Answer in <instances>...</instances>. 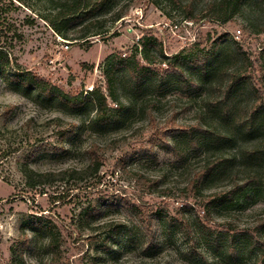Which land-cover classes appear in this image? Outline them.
I'll return each instance as SVG.
<instances>
[{
    "label": "rangeland",
    "instance_id": "rangeland-1",
    "mask_svg": "<svg viewBox=\"0 0 264 264\" xmlns=\"http://www.w3.org/2000/svg\"><path fill=\"white\" fill-rule=\"evenodd\" d=\"M214 1L107 0L96 12L107 32L95 35L94 26L84 42L72 39L82 34V23L73 26L69 37L53 27L61 19L56 0H0V46L48 83L84 95L99 88L110 107L119 108L131 103L126 97L130 78L118 74L116 97L109 95L105 69L112 55L147 64L143 50L150 36L162 41L165 54L172 57L183 49H210L214 40L229 33L251 57L250 71L260 84L264 32L256 30L264 22V5L245 3L223 21L226 15L209 7ZM126 5L124 16L113 19ZM187 7L191 26L183 21ZM204 109L203 97L170 91L138 101L116 123L96 125L90 105L74 109L55 101L37 103L0 79V264H13L12 247L24 234L31 239L24 263L49 264L51 255L41 246L43 234L38 225L32 226L44 220L62 234L66 264H264V195L246 199L241 194L232 203L210 207L211 192L231 188L234 178L219 177L199 194L191 180L202 158L177 167L174 156L158 142L165 134L171 139L178 127L194 124ZM94 143L100 144L102 154L98 174L84 181L27 185L25 161L41 171L82 168L89 163L87 150ZM38 144L51 153L30 157ZM154 180H159L158 186ZM187 204L191 208H185ZM131 205L144 217H154L152 238L143 235L141 218ZM90 207L93 213L87 219ZM182 208L191 224L189 232L154 216L161 209L181 218ZM119 224L124 230L107 241L112 247L107 251L104 240ZM252 234L256 242L250 240ZM216 235L220 245L209 239Z\"/></svg>",
    "mask_w": 264,
    "mask_h": 264
},
{
    "label": "trees",
    "instance_id": "trees-1",
    "mask_svg": "<svg viewBox=\"0 0 264 264\" xmlns=\"http://www.w3.org/2000/svg\"><path fill=\"white\" fill-rule=\"evenodd\" d=\"M107 0H56L55 7L61 17L59 25L53 27L65 37H69L70 30L78 23L84 24L82 34L74 40L81 38L84 42L92 31V27L98 28L93 34L107 32L102 16L96 12ZM178 1V0H173ZM245 3H251L255 7L264 5V0H215L209 7H217V11L226 15L223 21L238 13ZM129 6L120 8L113 16L117 20L124 16ZM189 19L191 9L186 8ZM216 10V9H215ZM223 10V12H222ZM106 21V20H105ZM264 32V22L256 30ZM144 57L148 61L143 64L133 58H119L112 55L107 60L105 69L109 77V95L116 97L113 88L116 87L118 74L127 73L130 78V86L126 93L129 105L120 104L119 108L110 107L108 98L101 89L95 88L84 95L81 93H69L63 88L48 83L30 69L23 68L6 50L0 46V79L7 87L24 97L37 103L47 101L62 105H68L74 109L87 105L94 109V122L96 125H109L121 119V114L133 109L134 104L145 99L149 95H166L168 92H179L187 97H203L205 109L200 113V118L194 124L178 127L172 138L165 134L158 139L160 147L174 156V164L177 167L188 165L193 158H202L200 166L196 168L191 180V187L201 194L204 189L211 187L216 179L231 175L234 184L227 190L211 192L209 206L221 207L232 203L238 195H244L251 199L256 194L264 195V49L261 52L262 75L260 84L255 80L250 69L253 61L241 44L229 33L219 36L210 49L200 48L181 50L170 57L165 54L162 41L154 36L146 38ZM198 44V43H197ZM169 63V69H164L151 64ZM117 100V98H114ZM44 144L36 145L30 157H36L42 152L51 153ZM100 144H92L87 152L89 163L82 168H65L62 170L41 171L32 167L27 160L22 165V173L28 186L38 188L40 186L54 184L58 181L72 179L84 181L99 173L102 166V154ZM152 151V150H151ZM30 159V158H29ZM155 161L156 155L152 156ZM159 180H154L153 185L158 186ZM141 218L144 236L153 237V216L145 215L135 206H130ZM185 208H191L188 204ZM84 213V212H83ZM93 211L87 210L85 217L88 219ZM182 208L181 218L169 216L159 209L154 216L162 218L168 226H178L180 229H191V224L184 218ZM42 234L41 246L51 255L49 264H66L64 260L63 238L58 228L50 221L37 222ZM124 230L119 224L104 240V248L110 251L112 247L107 241L114 237L115 232ZM207 233L210 229L203 227ZM258 229L255 231L257 235ZM132 234V231H127ZM205 233V238L206 236ZM208 235V234H207ZM257 236L252 234L250 240L256 242ZM213 244L220 245V235H216ZM224 239V238H223ZM106 241V242H105ZM31 244L27 234L12 247L13 264H25L23 252ZM231 248V246H228ZM233 254L236 249H232Z\"/></svg>",
    "mask_w": 264,
    "mask_h": 264
},
{
    "label": "built area",
    "instance_id": "built-area-1",
    "mask_svg": "<svg viewBox=\"0 0 264 264\" xmlns=\"http://www.w3.org/2000/svg\"><path fill=\"white\" fill-rule=\"evenodd\" d=\"M183 21L186 23V25H190V26L193 25V21H192V20H189V19H183ZM174 27L178 29V28H179V24L176 23V24L174 25ZM67 46H68V45H67Z\"/></svg>",
    "mask_w": 264,
    "mask_h": 264
}]
</instances>
